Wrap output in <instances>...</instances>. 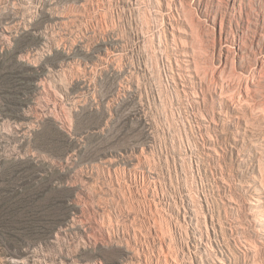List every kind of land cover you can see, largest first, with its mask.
I'll list each match as a JSON object with an SVG mask.
<instances>
[{
  "label": "rangeland",
  "instance_id": "374dc122",
  "mask_svg": "<svg viewBox=\"0 0 264 264\" xmlns=\"http://www.w3.org/2000/svg\"><path fill=\"white\" fill-rule=\"evenodd\" d=\"M132 1L0 0V264H264V0Z\"/></svg>",
  "mask_w": 264,
  "mask_h": 264
},
{
  "label": "bare ground",
  "instance_id": "6f19581e",
  "mask_svg": "<svg viewBox=\"0 0 264 264\" xmlns=\"http://www.w3.org/2000/svg\"><path fill=\"white\" fill-rule=\"evenodd\" d=\"M129 3L133 2L132 0H127ZM197 72V71H196ZM198 73V72H197ZM196 73V75H198ZM217 82V81H216ZM219 87L223 90L227 89L229 87V85L226 83L221 82V78H220V84ZM231 87V86H230ZM237 97L241 98L244 96H247V94L249 93V82H239L237 85ZM231 98V97H230ZM235 99V98H233ZM238 99V98H237ZM233 101V100H232ZM204 220V219H203ZM205 224V223H204ZM157 261L159 262H163L165 264H182L181 261L177 258V256L174 254L173 251H171L169 248L167 250H162L160 254H158L157 257Z\"/></svg>",
  "mask_w": 264,
  "mask_h": 264
}]
</instances>
